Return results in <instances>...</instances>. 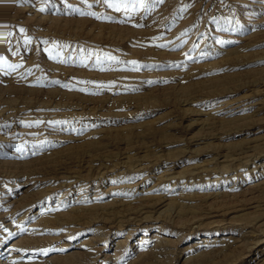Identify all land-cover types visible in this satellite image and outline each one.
I'll return each mask as SVG.
<instances>
[{
	"label": "rangeland",
	"instance_id": "rangeland-1",
	"mask_svg": "<svg viewBox=\"0 0 264 264\" xmlns=\"http://www.w3.org/2000/svg\"><path fill=\"white\" fill-rule=\"evenodd\" d=\"M0 264H264V0H0Z\"/></svg>",
	"mask_w": 264,
	"mask_h": 264
},
{
	"label": "bare ground",
	"instance_id": "bare-ground-1",
	"mask_svg": "<svg viewBox=\"0 0 264 264\" xmlns=\"http://www.w3.org/2000/svg\"><path fill=\"white\" fill-rule=\"evenodd\" d=\"M225 103H226V102H225ZM234 105H235V104H234ZM237 106H238V105H237ZM238 109H240V108H238ZM238 109H237V110H238ZM234 111H236V110H234ZM17 254H18V253H17ZM16 257H17V256H16Z\"/></svg>",
	"mask_w": 264,
	"mask_h": 264
}]
</instances>
